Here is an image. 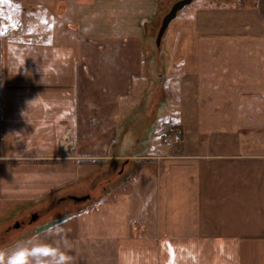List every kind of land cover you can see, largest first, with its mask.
I'll list each match as a JSON object with an SVG mask.
<instances>
[{
  "label": "crops",
  "instance_id": "obj_1",
  "mask_svg": "<svg viewBox=\"0 0 264 264\" xmlns=\"http://www.w3.org/2000/svg\"><path fill=\"white\" fill-rule=\"evenodd\" d=\"M157 6L0 0V264H264V21L251 0L181 14L145 97ZM144 98L147 148L120 140Z\"/></svg>",
  "mask_w": 264,
  "mask_h": 264
},
{
  "label": "rangeland",
  "instance_id": "obj_2",
  "mask_svg": "<svg viewBox=\"0 0 264 264\" xmlns=\"http://www.w3.org/2000/svg\"><path fill=\"white\" fill-rule=\"evenodd\" d=\"M176 1L177 0H158V6H157L156 12L153 14L152 18L147 23H145L146 30H145V36H144V44H149V48L151 49V52H148L147 54L149 55L148 60L151 62L150 65L152 67V73L150 74V79H148L146 84H144L143 86L140 85L139 82L136 84V92L145 93V97L147 93L149 92V90L151 89L153 84L158 85V81H159L158 73L159 72L155 70L156 64L155 65L153 64V61L155 59L154 58L155 53L158 52L157 50L158 47L156 45V36H157V33H158L163 17L165 16L166 13L169 12L170 8ZM226 1H235V0H193L192 3L185 6L180 11H178L175 19L182 18L183 16L181 14L183 13L194 11L198 5H201L204 3L213 4V3L226 2ZM251 1H255V0H251ZM162 42H163V39H162ZM159 54L162 56L163 52ZM150 120L151 118L148 114V109L146 108L145 98H144V100L142 101V105L137 106L136 110H134L133 115L131 116L128 115L127 117H125V120L122 121L120 140L132 141L134 138L138 137L141 141L140 146L142 148H147L149 145H152L151 142L154 141L155 132L158 130L155 129L156 125L154 122L149 123ZM78 197H87V196L84 195V196H78ZM86 199L80 200L77 202L83 203V201L86 202ZM93 204H94L93 202L91 204H87V206H84L83 210H86L87 208L91 207ZM30 218H31L30 216L21 217L20 220L18 219V221L12 222L10 226H15L17 228L14 230H19V228L22 227L24 222L26 224L30 220ZM37 218H40V216L37 215ZM17 223H19V226H17ZM0 232H1L0 236H3V234L4 235L6 234V233H3L2 230Z\"/></svg>",
  "mask_w": 264,
  "mask_h": 264
},
{
  "label": "water",
  "instance_id": "obj_3",
  "mask_svg": "<svg viewBox=\"0 0 264 264\" xmlns=\"http://www.w3.org/2000/svg\"><path fill=\"white\" fill-rule=\"evenodd\" d=\"M193 0H177L172 7L170 8L169 12L165 14V16L162 19L161 25L159 27L157 36H156V45L158 48H160L162 44V39L164 37L165 32L167 31L169 24L172 22V20L175 19L178 11L183 9L185 6L189 5L192 3ZM74 200L80 201L84 200L87 197H78V196H73L72 197ZM37 218V214H34L32 216V220ZM17 226H19V223H17Z\"/></svg>",
  "mask_w": 264,
  "mask_h": 264
},
{
  "label": "built area",
  "instance_id": "obj_4",
  "mask_svg": "<svg viewBox=\"0 0 264 264\" xmlns=\"http://www.w3.org/2000/svg\"><path fill=\"white\" fill-rule=\"evenodd\" d=\"M64 140H66V137L61 139V146H64ZM163 140L166 144L172 145L182 140V133L176 125H169L163 133ZM67 145L69 146L70 144L68 143ZM71 146L73 147V144Z\"/></svg>",
  "mask_w": 264,
  "mask_h": 264
},
{
  "label": "trees",
  "instance_id": "obj_5",
  "mask_svg": "<svg viewBox=\"0 0 264 264\" xmlns=\"http://www.w3.org/2000/svg\"><path fill=\"white\" fill-rule=\"evenodd\" d=\"M248 3V0H240V5L245 6ZM255 5L259 11L261 18L264 21V0H255Z\"/></svg>",
  "mask_w": 264,
  "mask_h": 264
},
{
  "label": "clouds",
  "instance_id": "obj_6",
  "mask_svg": "<svg viewBox=\"0 0 264 264\" xmlns=\"http://www.w3.org/2000/svg\"><path fill=\"white\" fill-rule=\"evenodd\" d=\"M21 254H23L22 251H20V252H13L11 255L4 254V255H7L6 264H15V258H16V256L21 255Z\"/></svg>",
  "mask_w": 264,
  "mask_h": 264
},
{
  "label": "snow or ice",
  "instance_id": "obj_7",
  "mask_svg": "<svg viewBox=\"0 0 264 264\" xmlns=\"http://www.w3.org/2000/svg\"><path fill=\"white\" fill-rule=\"evenodd\" d=\"M21 255H23V254H21Z\"/></svg>",
  "mask_w": 264,
  "mask_h": 264
}]
</instances>
